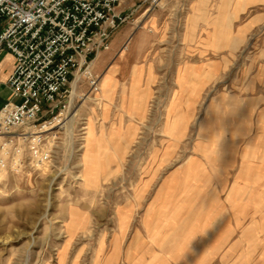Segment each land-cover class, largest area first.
<instances>
[{"label":"rangeland","instance_id":"374dc122","mask_svg":"<svg viewBox=\"0 0 264 264\" xmlns=\"http://www.w3.org/2000/svg\"><path fill=\"white\" fill-rule=\"evenodd\" d=\"M240 4L127 1L93 59L99 95L69 88L52 165L0 174V264H176L144 233L147 208L213 217L216 172H264V7ZM137 233L148 254L131 251Z\"/></svg>","mask_w":264,"mask_h":264},{"label":"built area","instance_id":"2783aa9c","mask_svg":"<svg viewBox=\"0 0 264 264\" xmlns=\"http://www.w3.org/2000/svg\"><path fill=\"white\" fill-rule=\"evenodd\" d=\"M127 1L0 0V54L15 59L0 109V174L52 165L48 134L71 110L69 88L86 80L99 93L93 59L110 50Z\"/></svg>","mask_w":264,"mask_h":264},{"label":"crops","instance_id":"0c3cea01","mask_svg":"<svg viewBox=\"0 0 264 264\" xmlns=\"http://www.w3.org/2000/svg\"><path fill=\"white\" fill-rule=\"evenodd\" d=\"M205 1L207 4L211 2ZM238 1L241 4L237 10H240L235 13L240 15L243 14L241 9L264 7V0ZM196 9H193L196 17L206 15L208 11L207 8ZM259 16H264V13ZM106 52L98 55L94 65ZM14 66L15 59L10 53L0 54V109L8 97L6 82ZM137 72L140 79L134 83ZM141 73V70L133 73L132 88L140 82ZM106 77H110L116 87L117 80L113 74ZM217 173L224 179L219 183L213 179V217L201 219L171 215L163 218L157 215L161 211L158 204L155 208H147L143 219L144 233L159 243L157 245L164 251L163 255L177 256L176 264H250V258L264 257V172L258 169L249 171L243 163L236 172H216L215 175ZM136 235L139 237L138 233L133 235L131 251L139 252L138 256L148 254L151 250L149 240L140 241L136 237L134 241Z\"/></svg>","mask_w":264,"mask_h":264},{"label":"bare ground","instance_id":"6f19581e","mask_svg":"<svg viewBox=\"0 0 264 264\" xmlns=\"http://www.w3.org/2000/svg\"><path fill=\"white\" fill-rule=\"evenodd\" d=\"M73 87H74V90H77V82H74L73 83ZM103 88H104V85H103ZM77 92V91H76ZM103 93H106L104 90H103ZM72 104V103H71ZM70 112V111H69ZM70 115H71V113H70ZM68 116V115H67ZM73 121H74V116L73 117H71V120L68 122V123H66L67 124V129H68V131H69V134L71 135V132L73 131V128H72V125H73ZM61 124H64L63 122L62 123H60V125ZM56 128V127H55ZM52 130H54V128L52 129Z\"/></svg>","mask_w":264,"mask_h":264}]
</instances>
